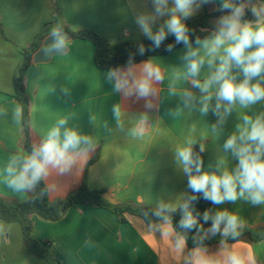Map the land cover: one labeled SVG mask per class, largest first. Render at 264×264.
Instances as JSON below:
<instances>
[{"label":"crops","instance_id":"0c3cea01","mask_svg":"<svg viewBox=\"0 0 264 264\" xmlns=\"http://www.w3.org/2000/svg\"><path fill=\"white\" fill-rule=\"evenodd\" d=\"M220 2L214 0L203 5L195 15L215 11ZM61 3L63 22L68 28L90 29L114 41L137 39L143 33L136 16L153 10L151 0H61ZM53 10V0H0V169L11 155L26 153L21 123L14 116L19 104L13 98L12 82L21 63V50L44 23L52 20ZM247 18H252L250 13ZM184 51L182 46L166 55L148 58L157 60L165 72L164 81L157 85L155 106L150 110L145 109L143 100L126 99L114 92L113 85L106 80L108 71L95 66L94 47L88 41L70 39L63 54L52 55L42 63L31 61L25 72L31 145H38L61 117H68L67 126L76 127L97 141L95 151L86 159H78L66 173L53 170L44 180L49 199L75 189L85 172L89 188L104 190L116 203L155 208L160 201L176 202L185 195L186 177L177 169L174 148L190 134L205 144L204 170H214L221 155L227 156L229 167L235 166L236 161L230 153H223L222 146L236 125L242 123L241 115L264 112V102L248 110H234L218 134L211 130L216 120L211 114L201 116L198 111L188 110L178 116L170 114L181 105L178 96L170 95L168 77L171 70L182 66L180 56ZM117 103L123 109V130L117 126L112 112ZM143 114L148 115L146 130L142 136L132 137L129 129ZM96 152L98 158L87 167ZM0 195L22 201L3 184ZM224 208L239 215L245 226L264 225V206H253L241 199L211 204L210 210L214 213ZM32 222V236L48 240L51 253L61 264H183L173 257L167 242L160 239V221L146 223L132 216L120 223L108 210L79 205L66 210L58 221L32 216ZM211 223L209 220L202 225L208 229ZM0 224L10 226L5 237L0 238V264H48L27 253L17 223L0 220ZM225 246L245 250L249 260L264 264V239L206 247L214 253ZM191 249L187 246L186 251Z\"/></svg>","mask_w":264,"mask_h":264},{"label":"clouds","instance_id":"9594fccd","mask_svg":"<svg viewBox=\"0 0 264 264\" xmlns=\"http://www.w3.org/2000/svg\"><path fill=\"white\" fill-rule=\"evenodd\" d=\"M213 2L151 0L153 10L139 13L136 23L152 41L153 48H160L170 35L175 38V44L184 45L185 51L180 56L182 66L171 70L168 77L170 95L178 96L181 107L170 114L178 116L183 110L198 111L201 116L211 114L216 118L211 130L218 134L234 110H248L264 102V0H221L215 10L224 14L215 20L214 28L207 35H197L193 41L194 31L186 21L203 5ZM248 13L251 19L247 18ZM69 44L68 33L57 24L49 32L45 52L60 55ZM173 48L174 44L170 43L165 51L171 52ZM138 51L143 55L145 46L140 44ZM133 55L129 54L126 68L109 70L106 80L113 85L115 93L126 99L143 100L145 109L150 110L155 106L157 85L164 81L165 72L155 59L135 64ZM112 112L117 126L123 130L122 105L115 104ZM14 116L19 122V106ZM241 121L222 146L223 153H230L236 161L234 167H229L227 156L221 155L214 170H204L201 153L205 151V144L191 134L174 148L177 169L187 176L192 194L176 202L160 201L152 215L160 221V239L167 242L173 257L183 264H255L245 250L225 246L213 253L203 243L205 238L217 234L222 243L237 240L245 227L239 215L226 208L214 213L205 210L203 220L212 223L204 229L198 220L200 214L194 209L198 198L213 205L243 199L253 206H264V112L254 116L242 114ZM147 123L148 115H141L129 129V135L142 136ZM67 125L68 117L59 118L30 153L11 155L0 169V184L25 201L53 170L66 173L78 159H86L95 151L97 141L91 135ZM192 132H195L194 126ZM198 143L199 151H196ZM212 168L209 164V169ZM178 211L181 214L178 228L182 231H177L173 224V215ZM193 229L196 246L186 251L187 232ZM9 231L10 226L0 224V238Z\"/></svg>","mask_w":264,"mask_h":264},{"label":"trees","instance_id":"16d2710c","mask_svg":"<svg viewBox=\"0 0 264 264\" xmlns=\"http://www.w3.org/2000/svg\"><path fill=\"white\" fill-rule=\"evenodd\" d=\"M54 10L52 14V20L44 23L33 40L24 47L21 54V63L17 68L16 74L13 78V98L19 104L21 108L20 123L23 132V148L26 153H30L32 145L30 143L29 136V113L30 103L25 92V72L32 61L33 54L39 49L42 41L49 35L52 27L60 24L64 27V30L68 33L70 39L85 40L90 42L94 47L93 62L95 66L100 70L109 71L115 67L125 68L127 67V61L129 54L133 55V62L135 64L147 60L149 57L166 55L170 52L165 51L168 44H174L172 51L184 46L183 44H175V38L168 36V38L162 43L160 48H153L152 41H150L144 34H141L137 39L114 41L109 38L103 37L90 29L72 30L68 28L63 22V8L61 0H53ZM220 11H204L198 15L188 18L186 24L194 31L192 40L195 37L205 36L210 32L209 20L211 18L223 15ZM207 30V31H202ZM140 44L145 46V53L141 55L138 51ZM171 51V52H172ZM196 151H199V145L195 147ZM204 161L203 153H201ZM98 158V152H96L87 163V167L92 164ZM86 171V170H85ZM186 177V192L185 196L191 195V190L187 186ZM104 190H95L89 188L85 172L80 184L73 190L69 191L65 196L49 199L48 189L43 181L37 186L34 192L28 194V199L25 201H18L13 198L0 195V220L6 223H17L21 232V240L26 248L27 253L37 259L46 261L48 264H61L60 261L51 253L50 242L48 240H37L32 236L33 222L32 216H37L43 220L55 222L58 221L63 213L71 207L79 205H88L93 208L105 209L113 213L120 223L126 222L130 217L136 216L143 219L146 223L158 222L157 218L152 215L155 208L145 205H137L131 202L115 203L112 204L105 200L102 195ZM42 194V195H41ZM211 202L205 201L202 198H198L194 202L195 212L200 215L198 220L201 224L203 220V213L205 210H210ZM180 212H176L173 215V224L177 226V231H182L178 228L180 220ZM195 230L187 232V246L194 248L196 246L193 236ZM264 239V225L258 226H245L242 230V235L235 241H247L255 243ZM234 240H227L224 243H233ZM205 246L212 244L222 243V238L217 234L216 236H209L204 240Z\"/></svg>","mask_w":264,"mask_h":264},{"label":"water","instance_id":"95a60500","mask_svg":"<svg viewBox=\"0 0 264 264\" xmlns=\"http://www.w3.org/2000/svg\"><path fill=\"white\" fill-rule=\"evenodd\" d=\"M48 36L42 41L39 49L33 54L32 56V62L33 63H42V62H46L50 59V57L52 55L48 54L45 52V47H46V41H47ZM102 197L109 201L112 204H115L116 201L108 194V193H104L102 195Z\"/></svg>","mask_w":264,"mask_h":264},{"label":"rangeland","instance_id":"374dc122","mask_svg":"<svg viewBox=\"0 0 264 264\" xmlns=\"http://www.w3.org/2000/svg\"><path fill=\"white\" fill-rule=\"evenodd\" d=\"M218 17H219V16H218ZM218 17H216V18H212V19L209 20V26H210V29H213V28H214V22H215V20H216Z\"/></svg>","mask_w":264,"mask_h":264}]
</instances>
